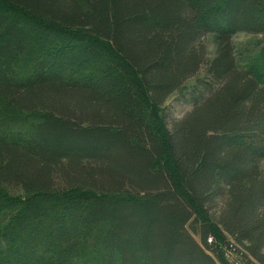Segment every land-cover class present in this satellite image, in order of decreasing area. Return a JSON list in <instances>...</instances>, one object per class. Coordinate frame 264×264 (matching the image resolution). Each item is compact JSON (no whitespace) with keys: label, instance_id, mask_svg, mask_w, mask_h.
Here are the masks:
<instances>
[{"label":"trees","instance_id":"trees-1","mask_svg":"<svg viewBox=\"0 0 264 264\" xmlns=\"http://www.w3.org/2000/svg\"><path fill=\"white\" fill-rule=\"evenodd\" d=\"M240 32L264 35V0H0V264H264V62L238 66Z\"/></svg>","mask_w":264,"mask_h":264},{"label":"rangeland","instance_id":"rangeland-1","mask_svg":"<svg viewBox=\"0 0 264 264\" xmlns=\"http://www.w3.org/2000/svg\"><path fill=\"white\" fill-rule=\"evenodd\" d=\"M232 43L237 56V64L241 69H248V65L254 62H264V35L262 34H247L237 33L232 37ZM207 58L211 59L217 49V40L214 34H207L204 38ZM260 63V64H261ZM205 71L200 70L196 76L187 80L185 85L174 92L161 106L158 117L161 118L158 125H169L173 119L182 118L190 109L194 98L198 93L205 92L207 83ZM264 167V161L262 163ZM98 238L93 239V243ZM92 243V244H93ZM264 252V249H263ZM228 264H243L240 257L224 254Z\"/></svg>","mask_w":264,"mask_h":264}]
</instances>
